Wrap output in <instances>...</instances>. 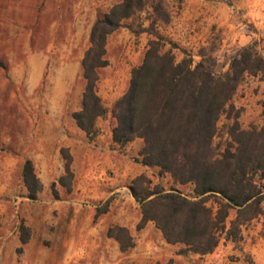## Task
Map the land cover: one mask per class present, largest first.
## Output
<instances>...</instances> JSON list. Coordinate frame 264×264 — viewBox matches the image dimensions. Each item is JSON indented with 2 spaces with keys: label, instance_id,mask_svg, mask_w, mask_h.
<instances>
[{
  "label": "rangeland",
  "instance_id": "374dc122",
  "mask_svg": "<svg viewBox=\"0 0 264 264\" xmlns=\"http://www.w3.org/2000/svg\"><path fill=\"white\" fill-rule=\"evenodd\" d=\"M116 2L0 0V264H264L263 218L245 225L236 241L223 236L206 255L181 254L183 246L166 243L152 222L138 230L140 205L129 190L136 176L144 174L153 185L189 198H194L193 185L175 184L158 168L137 161L142 140L122 150L114 144L110 113L97 119L93 138L72 119L81 108V62L92 25ZM145 2L107 38L108 65L99 70L98 95L109 110L127 90L151 40H160L177 62L188 56L196 63L203 56L217 74L228 71L230 58L242 47L253 46L264 57V0ZM263 101L264 72L245 75L218 121L217 153L236 112L242 128L264 126ZM62 148L72 157L69 192L57 185L64 171ZM27 160L43 186L34 201L22 182ZM233 216L234 211L229 219ZM21 226L30 232L24 245ZM113 226L129 231L133 248L121 252L107 237Z\"/></svg>",
  "mask_w": 264,
  "mask_h": 264
},
{
  "label": "trees",
  "instance_id": "16d2710c",
  "mask_svg": "<svg viewBox=\"0 0 264 264\" xmlns=\"http://www.w3.org/2000/svg\"><path fill=\"white\" fill-rule=\"evenodd\" d=\"M145 4V0H117L93 23L81 62L85 81L81 108L71 116L93 138L97 119L110 113L115 120L114 144L122 150L135 139L142 140L137 161L158 168L175 184L193 185L194 198H189L176 189L153 185L144 174L136 176L129 190L140 205L137 229L152 222L166 243L183 246L181 254H210L223 236L236 241L245 225L264 219V126L242 128L236 112L222 151L217 153L213 146L218 121L227 113L239 83L245 75L264 72V57L253 46L242 47L230 58L228 71L217 74L203 56L196 63L188 56L177 62L160 40H151L131 71L127 90L109 110L98 95L99 70L108 65L107 38ZM261 106L264 115V101ZM60 151L64 171L57 185L69 192L74 180L72 157L67 149ZM22 182L27 198L36 200L43 186L30 160L23 165ZM55 186L51 187L57 199ZM105 211L98 210L96 216ZM107 237L118 243L121 252L134 247L124 227H110ZM29 238V228L21 226V245Z\"/></svg>",
  "mask_w": 264,
  "mask_h": 264
},
{
  "label": "crops",
  "instance_id": "0c3cea01",
  "mask_svg": "<svg viewBox=\"0 0 264 264\" xmlns=\"http://www.w3.org/2000/svg\"><path fill=\"white\" fill-rule=\"evenodd\" d=\"M255 9H256V10H257V9L259 10L258 7H256ZM249 15H251V16L253 17V19H254L255 16H254L252 10L249 11ZM48 214H49V210L45 211L44 215L47 216ZM150 223H151V222H148V224H150ZM32 238H33V235H32V237H31V239H32ZM28 244H30V242H29ZM28 244H27V245H28ZM76 255H80V254L77 253ZM81 255H82V254H81ZM214 256H215V254H213L212 257H214ZM39 257L43 258V254H41V256H38V257H36V258H39Z\"/></svg>",
  "mask_w": 264,
  "mask_h": 264
}]
</instances>
